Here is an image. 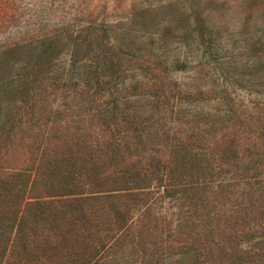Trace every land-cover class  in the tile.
Returning <instances> with one entry per match:
<instances>
[{
  "label": "trees",
  "instance_id": "trees-1",
  "mask_svg": "<svg viewBox=\"0 0 264 264\" xmlns=\"http://www.w3.org/2000/svg\"><path fill=\"white\" fill-rule=\"evenodd\" d=\"M0 264H264V0H0Z\"/></svg>",
  "mask_w": 264,
  "mask_h": 264
},
{
  "label": "rangeland",
  "instance_id": "rangeland-1",
  "mask_svg": "<svg viewBox=\"0 0 264 264\" xmlns=\"http://www.w3.org/2000/svg\"><path fill=\"white\" fill-rule=\"evenodd\" d=\"M173 76H174V78H179L178 74H174Z\"/></svg>",
  "mask_w": 264,
  "mask_h": 264
}]
</instances>
